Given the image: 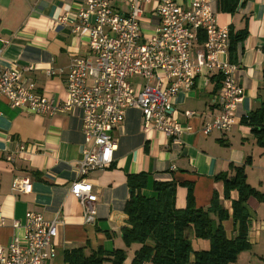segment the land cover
I'll return each mask as SVG.
<instances>
[{"label":"crops","instance_id":"0c3cea01","mask_svg":"<svg viewBox=\"0 0 264 264\" xmlns=\"http://www.w3.org/2000/svg\"><path fill=\"white\" fill-rule=\"evenodd\" d=\"M187 6L192 0H176ZM216 22L234 34L247 29V37L236 45L238 66L235 80L243 96L233 113L235 123L228 131L214 129L200 133L205 122L220 113L219 90L223 82L218 71L200 75L189 91L172 97L175 116L190 131L173 140L162 132L143 131L142 111L137 107L125 110L124 120L112 132L117 149L108 168L96 169L84 178L97 195L95 222L86 223L79 200L70 191L80 178L78 163L86 146L82 130V111L72 108L53 115L32 114L11 108L0 97V210L4 224L0 227V245L6 247L13 235L23 236L24 227L15 230L12 224L25 223L27 212L41 214L46 220L61 219L53 239L55 256L48 264H65L63 254L84 246L86 254L102 248L106 252L125 248L122 229L127 226L124 211L129 197L128 175L147 174L142 193L157 197L155 182L176 184L175 207L184 209L189 188L195 206L208 208L214 193L228 217L222 226L229 238L238 234L232 218V203L238 192L232 190L225 198L224 183L216 178L230 173L232 167L243 166L246 182L264 195V147L259 146L250 128L241 122L264 98V0H239L232 12L223 10L226 0H207ZM117 12H127V4L109 0ZM84 0H0V66L32 65L25 76L34 83L35 92L55 103L66 98V79L73 58L88 57L94 62L89 37L78 13ZM141 35L149 36L158 24L154 14L156 2L143 6ZM192 48L196 53L203 41ZM229 55V52H228ZM229 59V56H228ZM51 70V75L47 74ZM91 79L88 78L90 83ZM138 85L143 81L133 77ZM186 112H193L187 116ZM21 146L23 149L21 150ZM12 160H8V156ZM28 177L33 185L30 193L12 189L15 177ZM247 241L249 248L239 253L233 264H264V200L249 197ZM217 220L215 215L212 216ZM195 249H207L209 242L192 239ZM134 247L129 248L123 264H131Z\"/></svg>","mask_w":264,"mask_h":264},{"label":"built area","instance_id":"2783aa9c","mask_svg":"<svg viewBox=\"0 0 264 264\" xmlns=\"http://www.w3.org/2000/svg\"><path fill=\"white\" fill-rule=\"evenodd\" d=\"M120 1L127 4V12L115 11L109 0H84L85 7L78 13L82 23L76 30L82 27L87 32L94 62L88 57L71 60L62 102L55 103L35 92L34 83L25 76L33 70L32 65L0 66V97L6 98L11 108L38 115L72 108L82 111L86 146L78 163L80 178L70 191L82 205L86 223L95 222L97 195L84 177L113 162L117 145L112 132L123 122L127 108L142 111L143 131L156 130L175 141L190 131V126L184 127L178 121L171 99L191 90L198 76L215 70L223 77L218 95L220 113L204 123L202 135L214 129L228 131L235 123L233 113L243 96L234 77L238 66L228 59L229 30L217 24L207 0H192L187 6L176 0H153L158 24L149 36L140 32L143 6L149 0ZM201 34L206 39L193 54ZM52 73L47 70L48 75ZM133 77L143 82L134 85ZM186 115L192 116L193 112ZM7 159L12 160V156ZM32 188L28 177L13 180L16 192L27 194ZM60 223L59 217L46 220L34 212L26 213L24 225L15 220L13 229L23 226L24 234L13 235L6 247L0 245V264H48L55 256L53 239ZM3 224L0 210V227Z\"/></svg>","mask_w":264,"mask_h":264},{"label":"trees","instance_id":"16d2710c","mask_svg":"<svg viewBox=\"0 0 264 264\" xmlns=\"http://www.w3.org/2000/svg\"><path fill=\"white\" fill-rule=\"evenodd\" d=\"M239 0H226L223 10L232 12ZM248 35L247 29L235 34L229 31V61L236 63L235 51L238 42ZM201 34L199 41H205ZM202 42V43H203ZM222 79V76H221ZM247 125L256 143L264 147V98L248 115L241 119ZM232 174L216 176L224 183L225 198L232 190L238 192V199L232 203V218L238 224V234L229 238L222 226L228 217L227 211L219 204L216 193L206 209L195 206L192 188H189L187 204L184 209L175 207L176 184L155 182L157 197L146 198L142 190L146 186L147 174L128 175L129 197L124 211L127 226L122 229L125 248L106 252L102 248L86 254L84 246L65 250V264H123L129 248L134 247L131 264H233L240 252L247 250L249 215L246 202L249 197L264 200L246 182L243 166H234ZM215 215L217 220L212 216ZM209 242L207 249H195L192 239Z\"/></svg>","mask_w":264,"mask_h":264},{"label":"water","instance_id":"95a60500","mask_svg":"<svg viewBox=\"0 0 264 264\" xmlns=\"http://www.w3.org/2000/svg\"><path fill=\"white\" fill-rule=\"evenodd\" d=\"M0 34L1 35L4 34L3 30L0 31ZM2 47H3V42L0 40V50L2 49Z\"/></svg>","mask_w":264,"mask_h":264}]
</instances>
